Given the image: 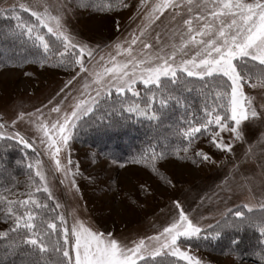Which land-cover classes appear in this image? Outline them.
<instances>
[{
  "label": "snow or ice",
  "instance_id": "1",
  "mask_svg": "<svg viewBox=\"0 0 264 264\" xmlns=\"http://www.w3.org/2000/svg\"><path fill=\"white\" fill-rule=\"evenodd\" d=\"M124 9L134 10L131 31L111 43H90L71 27L80 10ZM0 20L8 21L0 38L26 53L13 66L38 63L68 73L43 108L13 105L11 115L0 114V151L19 152L16 163L27 177L19 191L0 161L5 257L18 256L19 264H210L195 250L231 234L223 255L240 264L248 251L264 264V139H246L250 126L264 125V0H12L0 6ZM132 117L149 123L155 142L128 162L168 185L162 162L216 163L198 147L204 140L233 155L236 144L247 143L241 162H255L260 179L241 175L222 189L246 202L211 218L192 216L174 200L153 234L102 230L61 202L55 188L58 182L73 195L80 191L72 151L82 132L123 127ZM246 230L258 233L257 247H244Z\"/></svg>",
  "mask_w": 264,
  "mask_h": 264
},
{
  "label": "rangeland",
  "instance_id": "2",
  "mask_svg": "<svg viewBox=\"0 0 264 264\" xmlns=\"http://www.w3.org/2000/svg\"><path fill=\"white\" fill-rule=\"evenodd\" d=\"M11 2L12 0H0V6ZM133 11L124 9L110 14L80 10L71 18L70 23L83 40L90 43H111L131 31L129 17ZM67 77V72L47 65L41 67L29 64L24 68L0 69V114L11 115L9 109L13 105H23L29 110L43 108ZM246 139L251 144L264 139V125L250 126ZM247 146V143L236 144L233 155L209 147L204 140L198 147L208 152L216 161L215 164L196 166L191 160L184 162L175 158L162 162L160 171L172 181L173 187L142 165L125 164L121 168L119 163H113L110 159L99 157L93 160L92 153L87 148L74 143L72 160L73 165H79L76 180L80 191L73 195L74 190L66 191L57 182L55 194L61 202L79 208L82 218L102 230H112L118 235L121 232L126 235L153 234L154 225L159 227L165 223L169 212L174 208V200H179L190 215L209 218L226 207L235 209L238 204L246 202L244 194H233L222 189L238 181L241 175L260 179V169L255 162H241ZM234 164L240 165L239 172H234ZM142 185L146 191L141 188ZM24 190L23 187L19 191ZM256 191L259 196V188ZM132 201H136V204ZM208 222L204 221L205 224ZM7 227L8 225L0 222V231ZM194 254L210 264H237V259L233 256L198 249ZM240 264L253 263L241 261Z\"/></svg>",
  "mask_w": 264,
  "mask_h": 264
},
{
  "label": "trees",
  "instance_id": "3",
  "mask_svg": "<svg viewBox=\"0 0 264 264\" xmlns=\"http://www.w3.org/2000/svg\"><path fill=\"white\" fill-rule=\"evenodd\" d=\"M115 12L117 11L111 12L110 14ZM11 23L14 24L15 22L12 21ZM7 24L8 21L0 20V28H5ZM25 54L26 53L23 49H21L18 43L0 38V65H3L0 69L6 67H17L13 65L17 62L18 55ZM29 64L40 65L38 63H22L19 67L24 68ZM193 99L198 103V98L194 96ZM177 115H179V113H177ZM163 131L166 132L167 130L164 129ZM153 135V129L149 126L147 121L137 122L136 118L132 117V119L129 120L123 127L102 131H93L91 129L84 131L81 133L80 138L75 142V144L80 147L87 148L92 153L91 159L93 160L98 159L99 157L105 158L106 156H112L115 157L119 163L131 164L128 161L132 156L136 155L141 149L146 147L150 141L153 143L155 142L152 139ZM19 159H21V154L13 149H9L6 153L0 151V161L7 166L8 172L11 173V176H15L20 182V188H23L27 177L24 175L23 167L16 163ZM6 178L11 179V177L7 176V174ZM230 235L231 234H227L225 239L222 241L209 244L207 247L201 246L198 250L223 255L222 250H224L228 244V237ZM241 235L243 236L245 242L244 247L246 249L258 246V233L252 230H246ZM3 243V241H0V262H2V264H19L20 257L11 255L5 257L3 255ZM243 261L253 264L256 262V264H258L257 257L250 255L248 251H245Z\"/></svg>",
  "mask_w": 264,
  "mask_h": 264
}]
</instances>
